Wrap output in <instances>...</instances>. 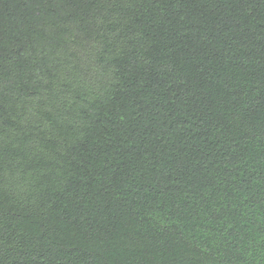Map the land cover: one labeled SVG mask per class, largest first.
I'll use <instances>...</instances> for the list:
<instances>
[{"label": "trees", "instance_id": "trees-1", "mask_svg": "<svg viewBox=\"0 0 264 264\" xmlns=\"http://www.w3.org/2000/svg\"><path fill=\"white\" fill-rule=\"evenodd\" d=\"M0 264H264V0H0Z\"/></svg>", "mask_w": 264, "mask_h": 264}]
</instances>
